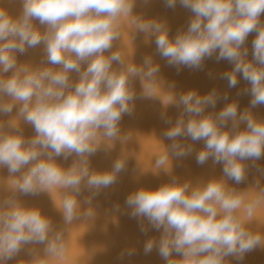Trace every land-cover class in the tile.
Wrapping results in <instances>:
<instances>
[{
	"label": "clouds",
	"instance_id": "1",
	"mask_svg": "<svg viewBox=\"0 0 264 264\" xmlns=\"http://www.w3.org/2000/svg\"><path fill=\"white\" fill-rule=\"evenodd\" d=\"M19 2L18 15L0 5V116H10L0 120V168L6 167L10 176L7 194L0 196V264H8L26 245L44 247L42 253L31 249V259L23 264H49L65 251L63 233L21 196L56 189L61 200L54 203L70 225L95 215L77 199L84 189L90 194L83 203L91 205L126 170L123 158L110 170H94L90 157L102 144L120 140L119 123L133 114L138 98L157 99L161 77L152 55H145L142 64L126 60L120 50L106 55L113 42L122 39L123 27L131 39L135 33H142L146 42L154 38L156 53L177 73L183 68L202 70L206 60L228 62L232 67L220 79L230 89L243 79L248 86L237 96L250 97L249 107L241 110L238 100L230 101L228 93L216 87L204 94L197 89L177 94L172 91L175 83L167 84L168 104L178 115L173 121L161 113L169 125L162 135L170 143L155 158V168L171 173L173 160L191 155L194 144L203 141L196 163L211 159L222 165L223 175L195 186L171 176L157 188L129 193V218L144 235L160 233L158 239L145 241L144 254L155 249L165 264H229V257L241 262L246 254L264 248V232L249 226L258 223L264 186L259 180L245 190L228 184L246 180L248 161L264 174L256 164L264 158V117L251 111L264 105V0H162L167 9L179 5L191 13L174 37L166 20L134 11L138 0ZM251 33L256 35L248 59ZM41 44L39 64L18 60ZM73 72L76 81L70 77ZM134 78L142 86L139 96ZM220 101L226 103L219 112L207 111ZM21 122L31 125L35 134L26 137ZM73 156L67 168L57 163L59 157ZM134 254V248L122 250L119 259Z\"/></svg>",
	"mask_w": 264,
	"mask_h": 264
},
{
	"label": "bare ground",
	"instance_id": "2",
	"mask_svg": "<svg viewBox=\"0 0 264 264\" xmlns=\"http://www.w3.org/2000/svg\"><path fill=\"white\" fill-rule=\"evenodd\" d=\"M0 5L8 9L12 15H18L21 5L19 0H0ZM134 11L143 14L146 17H158L166 20L170 28L169 35L174 37L177 30L186 26L191 13L179 5L175 9L165 8L162 0H149L144 4L138 0ZM261 22H264V14L261 15ZM37 26H39L38 22ZM122 39L113 42L111 51L120 50L121 54L128 61L136 64H142L145 55H152L154 62L159 63L161 77L159 88L156 89L157 99H137L135 101V110L132 115H124L119 123L121 138L112 143L111 146L101 145L97 152L90 157L91 168L94 170H110L113 162L117 158L126 159V170L118 175L116 182L101 190L91 205L84 204V200L89 196L87 189L77 197L81 202L82 209L93 208L95 215L88 220L73 221L72 224L64 223L61 212L57 209L54 200L59 203L60 193L52 189V193L40 192L35 196H21L20 199L29 207H37L42 214L49 217L53 225L63 233V242L65 251L63 256L50 260L49 264H165L164 260L153 249L150 254L145 255L144 243L149 237L159 238L160 233L150 231L147 235L140 232L137 221L129 218L130 209L125 204V199L129 193L139 188H157L163 183L169 182L171 176H175L180 182H191L194 186L206 183L212 178H220L222 174V165L214 164L211 159L204 165H198L195 160L196 151L203 147V141L194 144V151L191 155L173 160L171 173L164 170H157L154 161L157 155L163 152L170 141L165 139L162 133L169 127L161 119V113L166 112L168 116L175 120L178 110L175 106L168 104L170 90L166 87L168 83L174 82L175 93L197 89L201 94L207 93L213 87L221 92H227L229 100H238L240 109L249 107V96H237L243 88L247 87V82L240 79L236 88H228L227 81L220 79V74L225 70H230L232 65L226 61L216 63L214 60H206L202 70H190L183 68L179 73L173 67H169L166 61L156 53L154 38L151 42H146L142 33H135L131 39L128 34V28L123 27ZM255 33H251L246 46L249 50L248 59H251V42L255 38ZM43 44L36 48L29 49L23 56H18L20 62H28L33 65L39 64L43 57ZM86 66V65H84ZM113 67L118 65L114 62ZM73 81L78 79V74H70ZM137 95L142 91V86L138 78L132 82ZM225 101H220L215 109H207L208 112H219ZM253 113L264 117V105L251 109ZM15 116V110L11 114ZM10 116H0V120H8ZM26 137L33 136L34 129L31 125L21 122ZM244 125H241L243 128ZM191 143V141H188ZM75 156L64 160L63 157L57 158V163L67 168L71 165ZM247 169L246 180L239 185L229 180L228 184L238 190H245L259 180L261 186H264V174L258 172L252 166V162H246ZM256 164L264 168V158L256 161ZM18 175V174H17ZM10 176L7 168H0V196L7 194ZM108 200V206L101 211L100 203ZM117 205L119 207H117ZM257 222H252L249 226L253 230L264 232V207L257 210ZM44 245H26L22 248L8 264H23L29 261L31 249L43 250ZM129 248L135 249V254L131 257L125 256L119 259L122 250ZM175 256V254H173ZM178 258V257H177ZM229 264H264V248L256 250L245 255L241 262L234 258H227Z\"/></svg>",
	"mask_w": 264,
	"mask_h": 264
},
{
	"label": "rangeland",
	"instance_id": "3",
	"mask_svg": "<svg viewBox=\"0 0 264 264\" xmlns=\"http://www.w3.org/2000/svg\"><path fill=\"white\" fill-rule=\"evenodd\" d=\"M108 203H109V201H108V200H106V201H102V202L100 203V208H101V211H103L104 209H106V208H107V206H108Z\"/></svg>",
	"mask_w": 264,
	"mask_h": 264
}]
</instances>
